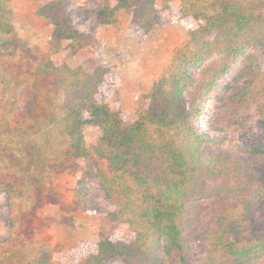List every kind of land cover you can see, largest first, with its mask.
<instances>
[{
	"label": "trees",
	"instance_id": "obj_1",
	"mask_svg": "<svg viewBox=\"0 0 264 264\" xmlns=\"http://www.w3.org/2000/svg\"><path fill=\"white\" fill-rule=\"evenodd\" d=\"M124 10L130 11V30L139 37L166 22H180L187 29L184 45L138 100V117L128 126L118 78L101 49L92 48V37L76 30L65 0H40L38 15L53 25L52 50L66 56L56 63L45 54L31 80L32 90L38 93L50 85L63 93L59 122L68 141L64 153L81 173L79 182L97 178L114 210L105 216L107 227L100 231L96 251L80 240L65 262L55 261L52 252L29 258L12 253L6 261L111 264L126 258L127 264H163L178 258L189 264L190 238L197 231L193 220L200 200L212 196V227L202 235L208 249L199 264H264V233L246 228L264 209V202L249 196L256 192L264 198V166L253 169L233 153L210 149L216 141L198 123L220 77L239 60L244 73L257 70L241 93L216 94L215 104L223 102L217 127L229 130L232 121L253 115L264 119V71L259 68L264 54L249 50L264 46V0H104L96 12L97 30L117 25ZM9 13V0H2L0 29L6 33L16 31ZM72 58L78 59L76 66L68 62ZM114 60L126 64L127 52H116ZM187 90L195 105L186 103ZM225 106L240 113L224 114ZM89 124L101 131L94 146L86 142ZM208 179L215 185L208 186ZM3 188L10 201H38L31 184L0 182Z\"/></svg>",
	"mask_w": 264,
	"mask_h": 264
},
{
	"label": "rangeland",
	"instance_id": "obj_2",
	"mask_svg": "<svg viewBox=\"0 0 264 264\" xmlns=\"http://www.w3.org/2000/svg\"><path fill=\"white\" fill-rule=\"evenodd\" d=\"M65 1L76 30L92 37V48L101 49L104 62L118 78L124 125H131L138 117V100L149 92L184 45L186 27L180 22H166L139 37L130 30V11L124 10L117 25L98 31L96 12L104 0ZM9 3V16L16 31L6 33L0 29V182L6 186L31 184L37 190L38 201L36 204L27 199L10 201L6 189H0V240L7 241L0 244V264H11L6 260L12 253L29 258L44 252H52L57 262H65L80 240L87 239L93 251L98 249L100 231L107 227L105 216L114 210V205L96 177L87 176L79 182L81 173L64 153L68 141L59 122L63 93L50 85L38 93L32 90L31 80L45 54L56 63L65 60V53L52 50L53 25L38 15L40 0H9ZM121 50L127 52L128 61L116 65L114 54ZM249 50L264 54L261 44ZM68 62L76 66L79 61L72 58ZM259 66L264 71V57ZM256 70L246 74L243 62L237 61L220 77L219 85L204 102L198 123L216 141L210 149L233 153L253 169H260L264 166V119L253 115L232 121L230 129L225 130L217 127L222 116L218 110L223 102L215 104L219 92L226 96L241 93ZM8 81L12 82L10 88ZM185 99L188 105L196 104L190 90L186 91ZM239 113L235 106L224 107V114ZM210 124L216 127H209ZM100 135L98 126L86 125L87 145H96ZM206 184L212 187L215 181L208 179ZM249 196L264 202L256 192ZM213 201L212 196L200 200V210L193 220L197 231L189 243V264H199L207 252L202 235L212 227ZM252 226L255 232L264 233V209L255 223L247 222L246 228ZM111 264H127V259L118 258ZM163 264L181 263L175 258Z\"/></svg>",
	"mask_w": 264,
	"mask_h": 264
},
{
	"label": "crops",
	"instance_id": "obj_3",
	"mask_svg": "<svg viewBox=\"0 0 264 264\" xmlns=\"http://www.w3.org/2000/svg\"><path fill=\"white\" fill-rule=\"evenodd\" d=\"M85 240H87V239H85Z\"/></svg>",
	"mask_w": 264,
	"mask_h": 264
}]
</instances>
